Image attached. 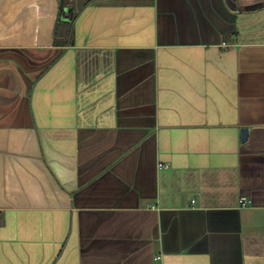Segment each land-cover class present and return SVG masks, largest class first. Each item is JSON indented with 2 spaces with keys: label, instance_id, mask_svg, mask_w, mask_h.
<instances>
[{
  "label": "crops",
  "instance_id": "crops-1",
  "mask_svg": "<svg viewBox=\"0 0 264 264\" xmlns=\"http://www.w3.org/2000/svg\"><path fill=\"white\" fill-rule=\"evenodd\" d=\"M0 264H264V0H0Z\"/></svg>",
  "mask_w": 264,
  "mask_h": 264
},
{
  "label": "water",
  "instance_id": "water-1",
  "mask_svg": "<svg viewBox=\"0 0 264 264\" xmlns=\"http://www.w3.org/2000/svg\"><path fill=\"white\" fill-rule=\"evenodd\" d=\"M65 11H67L70 14L69 16L71 17V10H70V8L66 9ZM65 20L66 21H69L70 18L65 19ZM246 136H247V129H245V128L240 129V131H239V138H240V141L241 142H243L246 139Z\"/></svg>",
  "mask_w": 264,
  "mask_h": 264
},
{
  "label": "built area",
  "instance_id": "built-area-1",
  "mask_svg": "<svg viewBox=\"0 0 264 264\" xmlns=\"http://www.w3.org/2000/svg\"><path fill=\"white\" fill-rule=\"evenodd\" d=\"M222 45H224V43H223ZM159 166L161 167L162 165L160 164ZM245 203H246V199H245L244 197H241V198L239 199V205H240L241 207H244V206H245Z\"/></svg>",
  "mask_w": 264,
  "mask_h": 264
},
{
  "label": "trees",
  "instance_id": "trees-1",
  "mask_svg": "<svg viewBox=\"0 0 264 264\" xmlns=\"http://www.w3.org/2000/svg\"><path fill=\"white\" fill-rule=\"evenodd\" d=\"M69 18V15H65L64 16V19H68ZM73 19H74V17L72 18H70V20H69V22H67L68 24H70V23H72V21H73Z\"/></svg>",
  "mask_w": 264,
  "mask_h": 264
}]
</instances>
